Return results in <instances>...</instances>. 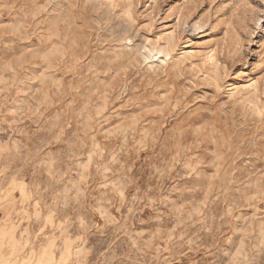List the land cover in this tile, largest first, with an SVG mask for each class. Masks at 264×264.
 Instances as JSON below:
<instances>
[{
  "label": "rangeland",
  "instance_id": "obj_1",
  "mask_svg": "<svg viewBox=\"0 0 264 264\" xmlns=\"http://www.w3.org/2000/svg\"><path fill=\"white\" fill-rule=\"evenodd\" d=\"M0 264H264V0H0Z\"/></svg>",
  "mask_w": 264,
  "mask_h": 264
}]
</instances>
